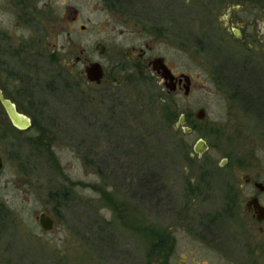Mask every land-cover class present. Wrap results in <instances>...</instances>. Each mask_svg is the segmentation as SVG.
<instances>
[{"label": "rangeland", "instance_id": "obj_1", "mask_svg": "<svg viewBox=\"0 0 264 264\" xmlns=\"http://www.w3.org/2000/svg\"><path fill=\"white\" fill-rule=\"evenodd\" d=\"M226 2L244 5L235 17L245 26L231 23L240 38L224 26ZM42 11L22 32L49 58L57 51L47 86L34 80L45 145H21L33 185L18 183L17 163L9 189L16 264H264V222L243 212L246 191L240 217L221 212L230 201L223 171L235 184L241 172L264 181V0H49ZM146 43L148 55L190 76L187 95L130 67L129 48ZM80 54L103 64L100 84L87 83L83 64H63ZM181 114L188 132L176 124ZM198 139L208 145L201 155ZM50 192L65 196L51 201ZM52 206L57 220L44 232L34 215ZM203 225L219 249L196 236Z\"/></svg>", "mask_w": 264, "mask_h": 264}, {"label": "flooded vegetation", "instance_id": "obj_2", "mask_svg": "<svg viewBox=\"0 0 264 264\" xmlns=\"http://www.w3.org/2000/svg\"><path fill=\"white\" fill-rule=\"evenodd\" d=\"M49 0H0V264H16L18 258L16 257V229L15 224V209L13 201L15 199L14 192L9 191L10 185H16L15 167L18 163L19 172L23 176L18 180L20 185H23L28 191L31 190L33 185L32 172L33 162L28 158L23 157L21 154L22 144L24 146L35 147L43 149L44 139L47 135V129L43 126H39L35 123L36 120H44L46 114L44 112L34 111L37 104L33 100L34 96V80L38 79V82H43L47 86V73L48 62L53 61V53L57 51L56 44L51 47L50 58L48 53H45L43 48L39 46L40 38H27L22 32V27L33 23L34 19L42 16V10L48 7ZM227 10L224 15V26L228 32H232L235 37L240 38V33L237 35L236 29L232 27L231 23L235 21L239 29H242L246 22L239 17H235L236 13L244 8L243 4H233L226 2ZM84 30L85 26H81ZM264 28V23H263ZM240 31V30H239ZM39 32V31H38ZM101 43L106 51V46L103 42L97 41L94 45ZM128 50L127 59L134 61V64L130 67L138 72H149L150 76H156L160 80L162 77L160 73L153 69L151 61L156 57H163L160 54L148 55L150 47L145 44V49L139 47L136 51V46L131 45ZM101 53L100 55L104 54ZM49 58V59H48ZM91 62H99L96 60H90L88 56L83 54L76 55L74 60L67 62L63 60L64 65L69 66V71L76 69L78 65L83 64L82 74L89 84H100L105 76V71L102 67V79L100 83L89 81L84 71L85 67ZM164 63L170 69L174 75V81L176 82V90L183 85L182 74L177 73L164 58ZM56 73L54 74V76ZM53 76V77H54ZM182 79V80H180ZM108 82V79L105 78ZM191 80V79H190ZM163 81V80H162ZM243 88H241V92ZM7 100L11 102L15 110L23 117L28 118L30 124L27 128H18L12 122L10 115L3 105V101ZM36 127V136L31 138L27 133ZM222 164H218L215 170H222ZM243 171V170H242ZM222 180L225 182L223 185L226 192L225 199H228V207L221 212L226 213V216L234 214L236 217H240V211L235 207L237 205L236 200H239L241 193L246 191L243 198L245 199V205L243 212L254 223L260 224L264 222V181L260 180L256 176H252L247 172L240 173L241 182L235 184L227 175L226 171L222 172ZM28 193L24 194L26 197ZM62 196H65L63 193ZM60 193L50 192L49 197L51 201H56L57 198H63ZM26 200V199H25ZM236 202V204H235ZM251 202V203H249ZM260 206L257 207L254 205ZM46 207V206H45ZM48 207V206H47ZM263 214H262V212ZM57 208L53 206L51 208H44L34 215V219L38 226L41 228L39 217L43 213L44 216L52 220V229L54 228L57 220L56 213ZM56 213V214H55ZM263 215L262 219H258V216ZM223 218V217H222ZM225 218V216H224ZM233 218V217H232ZM229 220L228 218H225ZM226 220V221H227ZM231 220V219H230ZM214 222V218H209V225ZM206 226H201L202 235L196 236L202 241L211 245L214 249H219L222 246V241L219 242L216 236L213 237L212 233ZM50 229V230H52ZM206 229V230H205ZM42 230V228H41ZM48 230V231H50ZM44 231V230H42ZM44 231V232H48ZM201 233V232H200ZM209 236V237H207ZM159 264H168L169 258H159Z\"/></svg>", "mask_w": 264, "mask_h": 264}, {"label": "water", "instance_id": "obj_3", "mask_svg": "<svg viewBox=\"0 0 264 264\" xmlns=\"http://www.w3.org/2000/svg\"><path fill=\"white\" fill-rule=\"evenodd\" d=\"M237 31V30H236ZM237 35L238 32H236ZM96 49H98L99 53H103L104 52V47L101 43L96 44ZM152 67L153 69L157 70L163 80V84L167 89V93L173 92L176 90V82L174 81V75L171 73L170 69H168V67L165 65L164 63V58L163 57H156L154 59H152L151 61ZM86 76L88 78L89 81L92 82H96V83H100L101 79H102V67L101 64L99 62H91L89 65H87L84 69ZM183 78V89H184V94L187 95L189 93L190 90V76L187 74H182L181 75ZM182 80V79H180ZM3 101V105L5 107V109L7 110L8 114L10 115V118L12 120V122L14 123V125H16L18 128H27L30 124V121L28 118L23 117L21 114H19L16 110L14 105L7 101L2 99ZM197 119H202L205 116V110L204 108H199L195 114ZM178 126H182L184 132H188L189 128H187L184 124V115L181 114L179 116L178 122L176 123ZM208 149V145L206 144V142L202 139H198V141L195 143L194 145V151L198 154L201 155L204 151H206ZM223 164V163H221ZM251 203V202H249ZM255 206L260 207L258 205H256L255 202H253ZM262 212V211H261ZM263 214V212H262ZM263 215L258 216V219H262ZM39 222L41 225L42 230L44 231H48L50 229H52V220H50V218L44 216L43 213L40 214L39 217Z\"/></svg>", "mask_w": 264, "mask_h": 264}, {"label": "trees", "instance_id": "obj_4", "mask_svg": "<svg viewBox=\"0 0 264 264\" xmlns=\"http://www.w3.org/2000/svg\"><path fill=\"white\" fill-rule=\"evenodd\" d=\"M125 1L126 0H119V3H125ZM162 105H163V107H164V109H167V106H166V104H164V103H162ZM175 116V115H174ZM179 119V118H178ZM178 121V120H177Z\"/></svg>", "mask_w": 264, "mask_h": 264}]
</instances>
